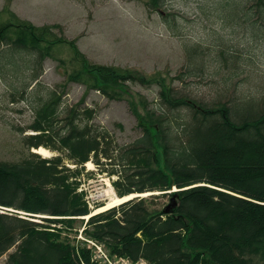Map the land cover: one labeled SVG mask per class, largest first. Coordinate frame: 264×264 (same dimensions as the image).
Listing matches in <instances>:
<instances>
[{
  "label": "trees",
  "instance_id": "obj_1",
  "mask_svg": "<svg viewBox=\"0 0 264 264\" xmlns=\"http://www.w3.org/2000/svg\"><path fill=\"white\" fill-rule=\"evenodd\" d=\"M142 1L157 10L166 0ZM221 6L231 19L264 20V0ZM13 19L0 22L1 44L34 51L37 61L48 56L56 41L67 42L80 67L66 83L84 82L110 99L121 98L129 82L157 83L162 110L149 108L142 98L128 99L142 133L121 145L89 122L94 110L87 107L71 108L63 118V132L54 130L61 97L52 91L31 125L36 133L27 135L25 142L30 149L41 146L59 154L47 158L30 151L19 162L0 160V206L29 216H59L42 218L62 227L52 231L43 222L0 211V257L8 253L5 264H81V258L91 263L90 250L62 235L63 228L77 234L78 219L91 212L85 192L78 190L90 160L117 176L113 185L120 197L160 192L128 198L90 216L84 233L112 254L144 257L155 264H264V97L233 95L225 102L220 95L208 106L178 96L161 72L150 76L138 69L93 63L75 40L47 42L50 25ZM251 24L259 31L253 20ZM191 48L190 69L199 75L205 71L204 55L199 45ZM220 58L227 60V55L221 51ZM231 64L236 75L241 65ZM38 72L33 71L34 80ZM233 75L226 80L235 88ZM174 186L177 191H172ZM164 196L176 200L169 212L165 203L158 205Z\"/></svg>",
  "mask_w": 264,
  "mask_h": 264
},
{
  "label": "rangeland",
  "instance_id": "obj_2",
  "mask_svg": "<svg viewBox=\"0 0 264 264\" xmlns=\"http://www.w3.org/2000/svg\"><path fill=\"white\" fill-rule=\"evenodd\" d=\"M235 1L239 0H166L157 10H150L142 0H0V22L18 17L37 26L50 25L52 33L47 42L52 44L61 37L76 39L78 49L93 63L138 69L150 76L161 72L178 96H189L209 106L220 95H224L221 100L225 102L233 95L264 97V20L253 17L257 31L245 16L238 20L229 18L221 5ZM196 45L202 50L206 65L199 75L190 69V50ZM52 46L48 56L36 61V52L19 51L0 43V160L19 162L30 151H36L28 147L25 137L36 133L31 125L52 91L61 97L54 130L63 132V118L71 108L87 107L94 110L89 122L108 131L121 145L133 142L142 133L128 99L142 98L149 108L158 113L162 110L157 83L149 86L129 82L123 86L121 98L115 99L81 81L66 83L80 63L73 59L74 49L69 43L56 41ZM221 51L227 60L220 58ZM12 58L14 61L8 63ZM233 61L241 65L236 75L232 72ZM36 69L39 74L34 80ZM232 75L235 88L227 85L226 78L231 79ZM137 109L145 110L140 106ZM57 154L58 151L50 150L45 157ZM102 169L93 161L91 165L86 163L79 189L98 205L109 201L100 210L124 201L113 195L117 194L114 187L111 192L110 185L117 177ZM170 198L164 196L158 205L167 204ZM1 208L43 222L52 231L56 226L62 227V223L42 218L59 216H29L13 208ZM86 222L87 219H78L77 234L63 228V237L77 241L80 233L86 235ZM7 258L8 253L2 255L0 264H5Z\"/></svg>",
  "mask_w": 264,
  "mask_h": 264
},
{
  "label": "bare ground",
  "instance_id": "obj_3",
  "mask_svg": "<svg viewBox=\"0 0 264 264\" xmlns=\"http://www.w3.org/2000/svg\"><path fill=\"white\" fill-rule=\"evenodd\" d=\"M35 150L38 152V153H40V154H43L44 156H49V154H50V150L49 149H47V148H45V147H40V148H38V149H36L35 148ZM90 165H91V161L90 162H88ZM87 163V164H88ZM112 188H111V192H113V186L112 185H110ZM176 189V188H175ZM176 190H178V189H176ZM149 193H151V192H147V193H144V194H131V195H127V196H124V197H120L118 194H115V193H113V195L115 196V197H119L118 198V200H121V198H124V200L125 201H127L128 200V198L130 199V198H132V197H135V195L137 196V195H141V196H146L147 194H149ZM133 195V196H132ZM127 200H126V199ZM124 202V201H123ZM120 203H122V202H120ZM120 203H118V204H120ZM109 204V201H108V203L107 204H105V205H101V206H98V207H96V208H94L93 210H95V211H92V213L91 214H96V213H101L102 211L104 212L105 210H107V209H109V208H111V207H113V206H116V205H118V204H116V205H113V206H111V207H109V208H107V209H105V210H100L101 208H104L106 205H108ZM100 210V211H99ZM98 211V212H97ZM90 214V215H91ZM90 215H87V216H85V218H87V217H89Z\"/></svg>",
  "mask_w": 264,
  "mask_h": 264
},
{
  "label": "built area",
  "instance_id": "obj_4",
  "mask_svg": "<svg viewBox=\"0 0 264 264\" xmlns=\"http://www.w3.org/2000/svg\"><path fill=\"white\" fill-rule=\"evenodd\" d=\"M99 250H100L99 256H101V257L104 256L106 258V261L108 264H129V262L127 260H116V261L110 260L107 258V256L104 253H102L101 249H99ZM137 264H146V262L142 261V262L137 263Z\"/></svg>",
  "mask_w": 264,
  "mask_h": 264
},
{
  "label": "water",
  "instance_id": "obj_5",
  "mask_svg": "<svg viewBox=\"0 0 264 264\" xmlns=\"http://www.w3.org/2000/svg\"><path fill=\"white\" fill-rule=\"evenodd\" d=\"M176 205V200H175V197H172L171 198V201L170 203L167 205V207L165 208V211L166 212H169L171 207L175 206Z\"/></svg>",
  "mask_w": 264,
  "mask_h": 264
}]
</instances>
